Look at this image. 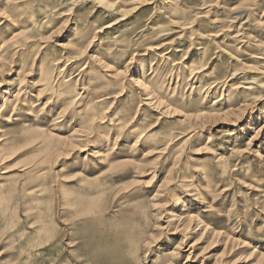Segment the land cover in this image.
<instances>
[{"label":"rangeland","instance_id":"374dc122","mask_svg":"<svg viewBox=\"0 0 264 264\" xmlns=\"http://www.w3.org/2000/svg\"><path fill=\"white\" fill-rule=\"evenodd\" d=\"M100 1L0 0V264H264V0Z\"/></svg>","mask_w":264,"mask_h":264},{"label":"bare ground","instance_id":"6f19581e","mask_svg":"<svg viewBox=\"0 0 264 264\" xmlns=\"http://www.w3.org/2000/svg\"><path fill=\"white\" fill-rule=\"evenodd\" d=\"M102 1V0H101ZM101 1H100V3H101ZM104 2V1H103ZM104 5H106V4H104ZM111 5V4H110ZM46 8V7H45ZM111 8H112V5H111ZM109 9V8H108ZM47 10V9H46ZM35 25V24H34ZM34 27V26H33ZM33 29H35V28H33ZM29 32V31H28ZM206 50V49H205ZM208 52V51H207ZM207 54V53H206ZM205 54V55H206ZM76 57V56H75ZM74 57V58H75ZM81 57V56H80ZM205 57V56H204ZM73 58V59H74ZM75 60V59H74ZM77 60H78V58H77ZM94 62V61H93ZM87 63V62H86ZM87 65V64H86ZM85 65V66H86ZM204 65V64H203ZM192 67V66H191ZM193 70V69H192ZM42 75H45L46 76V78H45V80H44V86L45 87H50L51 88V90L53 91V95L55 96V98L56 99H58V100H62V101H64V102H68L69 104H74L75 102H76V100H75V95L73 94V90L71 89V85H68V86H63L60 90H54L53 89V87H52V84H51V72L49 71V70H46V69H43L42 70ZM40 76V75H39ZM55 81V80H54ZM43 86V87H44ZM113 88V87H112ZM114 91H115V89H114ZM100 95H101V93H99V91H98V93L95 95V97H94V99H96V98H98V97H100ZM78 97V96H77ZM94 99H92L90 102H88V104H87V106L82 110V113H83V116H85V118L87 119V120H89L88 122H91L93 119H96V117H100V115H101V113H100V111L99 110H97L95 107H91V104H92V102L94 101ZM76 108V107H75ZM77 109V108H76ZM100 109H101V107H100ZM105 118H106V116H105ZM92 119V120H91ZM84 123V122H83ZM90 126V125H89ZM40 131H43L42 129L40 130ZM39 130H38V132H40ZM128 131V130H127ZM146 132V131H145ZM44 133V135H45V132H43ZM43 133H41V134H43ZM47 134H49V133H47ZM145 134V133H144ZM43 135V136H44ZM43 136H42V138H43ZM46 136V135H45ZM160 136V135H159ZM45 138V137H44ZM157 138V137H156ZM151 139H152V137H151ZM45 144V143H44ZM48 144V143H47ZM12 146V145H11ZM53 151H55V150H53ZM3 152H4V149H3ZM235 152V151H234ZM236 153H237V151H236ZM239 153V152H238ZM52 156V155H51ZM40 164V163H39ZM38 166V165H37ZM227 169V168H226ZM225 169V170H226ZM100 176V175H99ZM108 181H110V180H108ZM88 183V182H87ZM81 184V183H80ZM83 184H85V183H83ZM72 196V195H71ZM44 227H45V225H42V230L44 229ZM141 227V226H140ZM140 227H138V228H140ZM137 227H136V229H138ZM123 234V233H122ZM132 234V233H131ZM135 234V233H134ZM140 235V234H139ZM124 236V235H123ZM130 239H132V238H130ZM138 239H139V237H138ZM132 241V240H131ZM130 241V242H131ZM135 241V240H134ZM133 245V244H132ZM128 247H129V245H128ZM133 248V247H132ZM132 251V250H131ZM130 251V252H131ZM130 252H129V254H130ZM134 254V253H133ZM132 253H131V256L133 255ZM127 256H128V254H127ZM136 261V260H135Z\"/></svg>","mask_w":264,"mask_h":264}]
</instances>
